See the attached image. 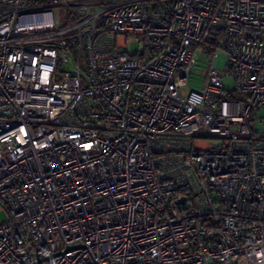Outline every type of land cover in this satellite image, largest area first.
<instances>
[{
    "label": "built area",
    "instance_id": "1",
    "mask_svg": "<svg viewBox=\"0 0 264 264\" xmlns=\"http://www.w3.org/2000/svg\"><path fill=\"white\" fill-rule=\"evenodd\" d=\"M262 110L264 0H0V264H264Z\"/></svg>",
    "mask_w": 264,
    "mask_h": 264
},
{
    "label": "rangeland",
    "instance_id": "2",
    "mask_svg": "<svg viewBox=\"0 0 264 264\" xmlns=\"http://www.w3.org/2000/svg\"><path fill=\"white\" fill-rule=\"evenodd\" d=\"M130 51H136V45L131 44ZM208 54L205 51L197 50L195 52V57L197 59V63L195 65L194 71L187 79V83L184 88L180 89V94L182 96H186L190 91H199L205 82V73L207 70L205 58ZM215 69L221 74L223 77V88L227 91L233 90V78L231 75L226 73V57L222 53H218L215 55ZM261 115L264 116V110L261 111ZM6 219V215L3 212H0V220L4 221Z\"/></svg>",
    "mask_w": 264,
    "mask_h": 264
}]
</instances>
